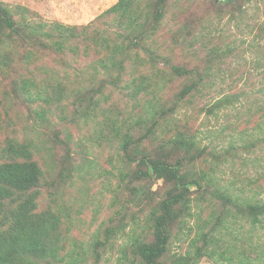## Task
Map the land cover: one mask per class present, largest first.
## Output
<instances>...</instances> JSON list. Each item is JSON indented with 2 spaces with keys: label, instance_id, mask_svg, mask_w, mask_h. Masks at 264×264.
I'll list each match as a JSON object with an SVG mask.
<instances>
[{
  "label": "rangeland",
  "instance_id": "1",
  "mask_svg": "<svg viewBox=\"0 0 264 264\" xmlns=\"http://www.w3.org/2000/svg\"><path fill=\"white\" fill-rule=\"evenodd\" d=\"M119 1L0 0V167L34 162L39 172L27 188L1 183L11 193L0 233L19 207L22 232L0 235V264H144L138 252L155 244L161 202L180 192L135 171L150 153L176 163L183 137L196 144L183 175L201 187L189 184L175 207L158 263L264 264V213H248L264 205V0H167L157 22V0H125L109 14ZM100 19L94 38L141 49L122 57L121 90L92 100L105 54L88 40L80 65L50 43L54 24Z\"/></svg>",
  "mask_w": 264,
  "mask_h": 264
},
{
  "label": "trees",
  "instance_id": "2",
  "mask_svg": "<svg viewBox=\"0 0 264 264\" xmlns=\"http://www.w3.org/2000/svg\"><path fill=\"white\" fill-rule=\"evenodd\" d=\"M167 0H157V14L154 19L155 22L160 19V14L163 11V8L165 6ZM125 0H120L118 5L114 7L112 10H110V13H115L120 10V8H123ZM4 22L6 24V29L9 30V32L16 34L17 30L15 25L13 24V21L9 18H5ZM153 23V22H152ZM101 19L100 21H97L96 23H92L91 25L85 26V27H65L62 25H52L55 30H57L59 33L52 42L50 43V47H54L56 50L61 52L63 56L71 55V57L74 58V61H76L78 64L82 65V61H79L80 56H88L87 53H89V47L87 46V41L92 40L94 46L97 49L98 54H105L106 58L105 60H100L97 62L94 67V75L92 76H99L101 79V74L104 77L103 83L98 81V84L93 86L94 91H90V99L94 100L98 96L107 97L110 95L111 92H114L116 90H121V83L122 78L125 74V71L127 69L125 61L122 57L131 56L133 49L140 48V43H134L132 41L123 40L121 42L113 41L110 45V40L107 38H101V40L96 39L93 37L92 34L97 32V27H100ZM156 24V23H154ZM82 39L85 43L84 50H79L77 46L74 45H68L70 43H75V41ZM23 42H31L34 40L33 38H21ZM128 41V42H127ZM105 42V43H104ZM124 42H127L126 46L124 45ZM87 46V47H86ZM71 66V65H70ZM98 66V67H97ZM79 71L76 69H73V74L77 75ZM175 72L178 75H183L185 72L183 70H177L175 69ZM101 73V74H99ZM115 76V77H114ZM112 79H115L112 81ZM195 88H191V90H188L187 95L190 93V95H193V91ZM89 99V100H90ZM151 134V131H149ZM153 135V133H152ZM180 139V138H179ZM176 140L175 144L178 145V154L181 157L180 160H178L176 163H170L167 160L163 159L162 156L158 153L155 154H146L140 159V165L144 167V171L137 169L135 171V174L138 175V178L143 180H149L153 177L157 178H163L168 183H172L173 186H175L176 190L180 193L177 195L169 196L165 200L161 202L160 208H161V214L156 219V229H155V244L154 245H142L140 246V250L138 252L139 258L143 261L144 264H159L158 261L165 256L167 253V243L169 241V232H170V226L173 223V220L177 216L175 207L181 205L184 203L189 194L191 193V190L189 189V184H196L198 187H201V182L197 180H189L187 182V176L183 175V170L186 166L189 164H192L195 159V155H193V151L195 150V141L191 138L183 137L180 140ZM11 145V144H10ZM9 145V146H10ZM20 147L25 148L24 145H20ZM19 147V148H20ZM124 147H127V144H125ZM12 148V147H11ZM19 154L21 157L25 156V153H22L19 151ZM202 155H199L198 157H201ZM197 157V158H198ZM167 159V158H166ZM28 163H10L5 164L0 167V219L3 217L6 218V214L2 212L3 208L5 207V202H7L8 198L10 197V191L9 195L7 196L8 192H5L2 187L1 183L4 179V177L9 179L8 187L10 186L11 189H19L17 186L23 185V188H27L31 186L32 184L29 181H35L36 180V173L37 168L35 167V163L32 164ZM27 169H30V174H32V177L26 178L25 174L28 172ZM21 187V188H22ZM181 188V189H180ZM22 190V189H20ZM181 190V191H180ZM205 193V192H204ZM22 212V208L19 207L15 212H11L9 215L12 220V224L7 226L8 230L7 232H1V239H9L12 241H15L19 238L20 233L22 230H20L21 223L18 224L19 221V215ZM264 213V205H256L251 206L248 210V213L253 215L254 213ZM13 213V214H12ZM52 217L55 219V217L52 215ZM31 221H34V218L31 219ZM51 215L46 216L45 218H42V224L39 225L40 228H46L48 225H50ZM37 223V222H36ZM36 225V224H34ZM32 240V237L29 239V241ZM28 241V242H29ZM2 242V241H1ZM30 243V242H29ZM32 246H29L30 249H32L35 246L31 244ZM1 246V244H0ZM1 249H3L1 247Z\"/></svg>",
  "mask_w": 264,
  "mask_h": 264
}]
</instances>
